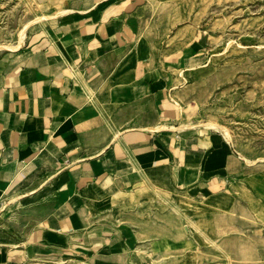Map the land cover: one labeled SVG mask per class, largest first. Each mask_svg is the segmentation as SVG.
Wrapping results in <instances>:
<instances>
[{"label": "crops", "instance_id": "obj_1", "mask_svg": "<svg viewBox=\"0 0 264 264\" xmlns=\"http://www.w3.org/2000/svg\"><path fill=\"white\" fill-rule=\"evenodd\" d=\"M122 1L79 0L33 16L13 38L0 25V210L23 212L20 226L0 230V264H82L74 259L98 255L125 260L95 264H151L143 245L160 237L117 213L148 210L128 192L142 190L148 173L172 179L156 168L192 161L195 141L165 131L168 82L135 69L137 22ZM112 78L122 84L106 86Z\"/></svg>", "mask_w": 264, "mask_h": 264}, {"label": "rangeland", "instance_id": "obj_2", "mask_svg": "<svg viewBox=\"0 0 264 264\" xmlns=\"http://www.w3.org/2000/svg\"><path fill=\"white\" fill-rule=\"evenodd\" d=\"M77 1L0 0L2 35L13 38L33 16L74 8ZM122 2L137 22L130 51L135 69L153 70L168 82L171 118L163 125L185 124L165 131L179 142L195 141V151L192 161L156 168L173 171L172 179L148 173L142 190L137 185L128 192L147 200L139 218L125 209L117 214L140 225L145 237H160L143 245L151 264H264V0ZM116 80L106 86L122 84ZM208 122L226 129L230 140L221 128L205 127ZM202 137L210 140V150H197ZM243 157L256 162L245 164ZM182 170L188 173L182 176ZM20 207L0 210V230L21 225ZM97 259L125 257L74 262Z\"/></svg>", "mask_w": 264, "mask_h": 264}, {"label": "bare ground", "instance_id": "obj_3", "mask_svg": "<svg viewBox=\"0 0 264 264\" xmlns=\"http://www.w3.org/2000/svg\"><path fill=\"white\" fill-rule=\"evenodd\" d=\"M65 11H63V12H59L58 14H62V13H64ZM42 15V14H41ZM40 15V16H41ZM43 16H45V15H43ZM42 16V17H43ZM29 22V21H28ZM27 22V23H28ZM32 22H33V19H32ZM30 23V22H29ZM27 26H28V24H26ZM28 28V27H27ZM25 30V29H24ZM23 30V31H24ZM21 31V30H20ZM25 32V31H24ZM24 34H26V33H24ZM24 35L22 34V37H23ZM21 39V38H20ZM21 43H22V41H21ZM20 42H19V45L21 44ZM18 45V46H19ZM8 45H6V47H7ZM5 47V46H4ZM9 47V46H8ZM11 47V46H10ZM15 47H17V46H15ZM15 47H12V48H15ZM193 124V123H192ZM196 124V123H195ZM205 125V127H210V126H216V127H218V128H221L222 129V131H223V134L226 136V138L228 139V140H230V135H229V133H228V131L226 130V129H224L223 127H220V126H218L217 124H215V123H213V122H208V123H206V124H204ZM183 126H185V124L184 125H181V126H174V125H169V126H166L167 128H169V129H172V130H177V129H182L183 128ZM197 126V125H196ZM164 127V126H163ZM194 127V126H193ZM243 159L247 162V163H245V164H248V165H251V164H253V163H255L256 161L255 160H249V159H247V158H244L243 157ZM17 199H19V197H18V195H13L12 197H9V201L11 202V201H16Z\"/></svg>", "mask_w": 264, "mask_h": 264}]
</instances>
